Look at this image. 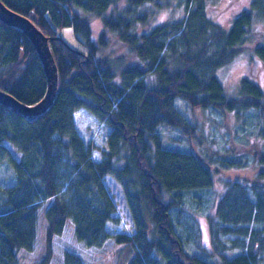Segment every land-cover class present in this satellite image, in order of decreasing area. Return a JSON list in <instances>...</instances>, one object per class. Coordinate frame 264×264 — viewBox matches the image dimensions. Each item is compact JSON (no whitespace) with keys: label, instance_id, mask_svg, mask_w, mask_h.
<instances>
[{"label":"trees","instance_id":"obj_1","mask_svg":"<svg viewBox=\"0 0 264 264\" xmlns=\"http://www.w3.org/2000/svg\"><path fill=\"white\" fill-rule=\"evenodd\" d=\"M1 1L31 18L49 39L58 85L51 107L32 122L0 105V165L7 163L14 178L0 184V264L36 259L35 264H49L53 240L69 222L84 246L112 243L122 249L126 255L116 252L117 264H264V169L253 182L224 181L225 190L215 198L211 166L244 168V154L168 149L158 133L165 126L178 128L188 143L196 138V124L174 105L179 98L192 110L250 112L264 135V87L242 77L236 94L227 96L217 76L247 43L264 66V2L249 0V8L238 10L223 27L211 16L219 0H177L181 18L152 24L149 15L170 0ZM90 17L100 18L104 28L97 41L92 40ZM63 27L72 29L81 50L59 36ZM110 38L121 52L114 58L101 55ZM0 89L27 105L46 91L33 44L2 22ZM78 108L110 128L107 149H98L100 160L91 159L75 127ZM248 138L244 129L238 140ZM259 164L264 166V155ZM106 176L121 187L133 219L131 235L106 229L118 224ZM186 204L214 210L205 218L218 263L183 248L187 234L209 256ZM143 209L151 213L148 225ZM229 251L236 254L226 255ZM61 264L84 262L64 251Z\"/></svg>","mask_w":264,"mask_h":264},{"label":"rangeland","instance_id":"obj_2","mask_svg":"<svg viewBox=\"0 0 264 264\" xmlns=\"http://www.w3.org/2000/svg\"><path fill=\"white\" fill-rule=\"evenodd\" d=\"M123 1L125 0H121V3ZM176 1L177 0H170L167 6L165 2H163V6L159 11L153 10V14L151 16L149 15V18L154 19V21L150 23H160L181 18L182 5L176 4ZM262 1L264 2V0ZM249 4V0H219L216 4L211 6V16L223 27H226L231 16L237 13L238 10L248 9ZM89 24L92 40L97 41L98 35L104 29L101 20L100 18L90 17ZM59 36L72 48L81 50V46L74 38L70 27L61 28L59 30ZM109 44L106 50L101 51L102 56L114 58L121 53L118 49V44H115L113 38L109 39ZM128 64H134V62L127 61L126 65ZM217 76L227 96L236 94L238 82L242 77L249 78L264 87V66L254 56L252 52V43H247L240 47L236 58L225 67L221 68L217 72ZM174 105L187 120L196 124V138L188 143L182 135L183 133L178 128L161 126L158 128V133L164 148L186 151L192 149V151L200 155L202 151H208V153L213 155H226L228 152L231 154L238 152L243 153V157H246L247 165L241 169L218 170L215 166H211L215 178V191L211 193L215 198L225 190L227 183L224 181L226 180L239 181L242 183L247 182V180L250 182L256 180V173L264 169V166L259 164V159L264 155V135L262 136V132H258V127L253 123L255 118L251 116L250 112H243L241 113L242 116H237L235 114L218 111L192 110L185 101L179 98L174 100ZM73 122L80 137L87 146L89 145L91 159L100 160L98 149H107V136L110 132V128L99 122L84 108H78L73 111ZM242 129H245L247 136L249 135L248 140H238L239 134L243 133ZM251 134H254L253 136L255 137H252ZM233 140L239 144L234 143ZM188 144L194 146L189 147ZM7 147L13 156L19 159L20 154L16 152L10 144H7ZM225 147H227V151H225ZM261 181H264V179ZM13 182L12 168L7 163L0 165V184L6 186ZM103 182L115 206L114 216L118 218L117 225H112L111 223L107 224V231L110 234L125 233L131 235L134 231L133 219L121 187L109 176H106ZM185 207L187 209L190 208L189 211L196 217L198 232L200 234V243L205 251L209 253V256L198 250L197 247H195L194 241L190 239L187 234L182 238L183 248L189 254L197 255L212 263H218L220 261L218 254L210 250V236L207 220L205 218V215H212L214 210L210 207L206 208L204 205L200 206V204H186ZM143 212L145 221L148 225L151 223V213L144 209ZM119 250L121 251L122 249ZM119 250L117 247H113L112 243H107L101 248L84 246L76 240L73 225L69 222L62 234L53 240V255L49 264H61L64 251L77 254L83 260L84 264H117L115 253L119 252ZM234 254H236L234 251L226 252L228 256ZM123 255L126 254L122 252V256ZM37 262L36 259L35 261H29L24 264H35Z\"/></svg>","mask_w":264,"mask_h":264},{"label":"water","instance_id":"obj_3","mask_svg":"<svg viewBox=\"0 0 264 264\" xmlns=\"http://www.w3.org/2000/svg\"><path fill=\"white\" fill-rule=\"evenodd\" d=\"M0 22L8 27H15L21 30L30 40L36 50L39 63L46 78L45 94L38 102L31 105L18 101L11 94L0 89V105L8 108L12 113L21 116L23 119L32 122L39 119L51 107L57 91L58 70L49 46V39L38 29L31 18L13 11L1 0Z\"/></svg>","mask_w":264,"mask_h":264}]
</instances>
